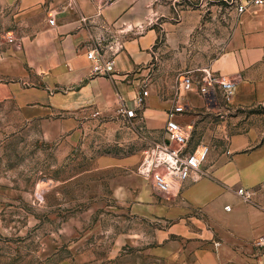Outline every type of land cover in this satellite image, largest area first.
<instances>
[{"label":"crops","instance_id":"crops-1","mask_svg":"<svg viewBox=\"0 0 264 264\" xmlns=\"http://www.w3.org/2000/svg\"><path fill=\"white\" fill-rule=\"evenodd\" d=\"M7 1L19 9L22 37L0 42V114L39 123L47 139L76 132L84 118L114 114L119 92L131 101L139 84L153 77L158 49L190 52L186 66L194 79L198 69L209 68L236 81L230 100L218 90L209 104L197 84L182 93L187 109L177 119L217 133L228 129L227 144L214 149L203 140L211 151L203 164L207 174L197 182L162 192L135 178L115 188L131 218L116 244L151 242L139 251L143 260L125 254L122 264H264V251L253 245L264 233V5L240 15L228 10L226 20L215 6L206 16L185 11L177 21L150 26L148 0ZM82 15L89 21L82 22ZM128 20L146 23L145 32L125 37L114 73L92 74L88 49L98 38L120 35ZM193 51L200 55L192 57ZM149 96L145 121L163 133L175 96L172 104ZM225 111L224 120L212 119ZM240 187L256 191L252 201L237 194Z\"/></svg>","mask_w":264,"mask_h":264},{"label":"rangeland","instance_id":"rangeland-1","mask_svg":"<svg viewBox=\"0 0 264 264\" xmlns=\"http://www.w3.org/2000/svg\"><path fill=\"white\" fill-rule=\"evenodd\" d=\"M214 6L226 20L230 10L226 0H148L147 22L160 26L179 20L185 11L197 10L206 16L214 12ZM17 10L14 3L0 0L4 45L22 37ZM189 53L158 49L157 58L151 60L153 77L146 81L149 98L158 96L172 104L179 79L189 70ZM199 53L193 51L192 57ZM146 107L147 103L135 118H124L118 109L111 115L84 118L79 130L56 139H47L46 127L39 123L17 122L0 114V264L63 260L122 264L125 254L143 260L139 251L151 247V242L116 244L121 233L128 231L131 218L114 190L135 178L153 187L152 181L138 175L137 167L144 149L163 133L162 128L146 123ZM226 113L212 119L224 120ZM212 129L195 126L190 146L204 140L214 149H224L230 131Z\"/></svg>","mask_w":264,"mask_h":264},{"label":"built area","instance_id":"built-area-1","mask_svg":"<svg viewBox=\"0 0 264 264\" xmlns=\"http://www.w3.org/2000/svg\"><path fill=\"white\" fill-rule=\"evenodd\" d=\"M226 2L229 9L235 10L238 15L244 13L251 6L264 5V0H226ZM89 19L85 15L80 18L82 22H88ZM50 24H55V18L50 19ZM145 30L144 23L133 24L123 21L120 35L113 36L107 42L98 38L96 44L86 53V57L91 63L92 74L108 76L114 73L116 57L125 48V37L131 32L141 35ZM198 71L200 77L197 79H194L192 71L187 72L179 79L178 92L173 100V106L167 113L162 138L144 149L138 164V175L152 181L153 188L158 191H170L189 180L197 182L207 174V171L203 169V164L210 154V145L200 141L191 147L193 127L183 124L177 119V116L185 113L187 109L182 93L197 84L199 92L206 96L209 104L215 102L218 90L222 92L226 100H230L234 95L235 80L216 74L209 68H200ZM148 95L146 81L139 84V91L131 101H128L119 92L117 109L127 118H135L142 110ZM255 193L253 188L247 187H240L237 190V194L246 201H252ZM226 209L230 210V207L226 206ZM253 245L258 250L264 251V233L255 239Z\"/></svg>","mask_w":264,"mask_h":264}]
</instances>
